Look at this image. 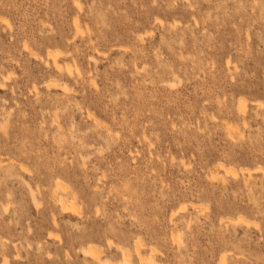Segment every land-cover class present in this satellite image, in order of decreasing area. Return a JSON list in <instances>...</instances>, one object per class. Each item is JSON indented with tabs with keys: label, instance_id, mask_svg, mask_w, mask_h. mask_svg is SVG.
<instances>
[{
	"label": "rangeland",
	"instance_id": "rangeland-1",
	"mask_svg": "<svg viewBox=\"0 0 264 264\" xmlns=\"http://www.w3.org/2000/svg\"><path fill=\"white\" fill-rule=\"evenodd\" d=\"M94 246L264 264V0H0V264Z\"/></svg>",
	"mask_w": 264,
	"mask_h": 264
},
{
	"label": "bare ground",
	"instance_id": "bare-ground-1",
	"mask_svg": "<svg viewBox=\"0 0 264 264\" xmlns=\"http://www.w3.org/2000/svg\"><path fill=\"white\" fill-rule=\"evenodd\" d=\"M79 27V26H78ZM56 53V52H55ZM60 55V54H59ZM53 56V55H52ZM51 56V57H52ZM54 57V63L56 64H54L55 65V67L57 68V65H58V60H57V55H54L53 56ZM59 67L61 66V65H58ZM57 69H61L62 70V68L60 67V68H57ZM71 71V70H70ZM239 104H238V106H239V110L242 112V113H244L245 114V112H246V103H247V100H245L244 98L242 99H240L239 100V102H238ZM241 135V134H240ZM220 167H222V168H224L225 170H226V172H227V175H229L228 174V172H234L232 169L231 170H228L229 168H226L225 166H224V164H220L219 165ZM22 168H24L23 166H22ZM23 170H25V169H23ZM235 173V172H234ZM217 175V174H216ZM216 175H214V178H216L215 176ZM233 176V175H232ZM213 177V176H212ZM61 189L62 190H66L67 189V187L66 186H64V185H62V184H60V183H58V185H57V188H56V190H55V192H57L58 190H60L61 191ZM55 192H54V194H55ZM33 193V192H32ZM36 194L35 193H33V198L34 199H36V196H35ZM74 195V194H73ZM75 197H76V195H75ZM59 202H60V204L63 206V207H65V208H67V207H70V208H73L72 210H76V212H77V209L79 208L78 206H77V204H76V201L74 200V201H72L71 203H69L64 197H60L59 198ZM70 208H69V210H70ZM64 210V209H63ZM66 210V209H65ZM74 210V211H75ZM79 211V210H78ZM74 213V212H73ZM238 221H241L240 219H237ZM236 222V221H235ZM139 245H142L141 244V242H139ZM85 249V248H84ZM138 249H139V247H138ZM137 249V250H138ZM121 251H122V253H124V263L123 264H131V261L128 259L129 258V256H130V253H127V250L125 249V248H121ZM84 252H85V254L86 255H91L92 257H93V261H95L96 263H100V262H102V264H110L109 263V261L108 260H102V258H101V249H99V248H97V247H89V248H87V249H85L84 250ZM129 252V251H128ZM153 252V251H152ZM151 252V253H152ZM139 253V252H138ZM127 254H129V256H128V258L127 257H125V256H127ZM140 254H141V252H140ZM143 256H141V259H143L142 258ZM151 257H152V255H151ZM153 258V257H152ZM151 260H153V259H151ZM151 262V261H150Z\"/></svg>",
	"mask_w": 264,
	"mask_h": 264
}]
</instances>
